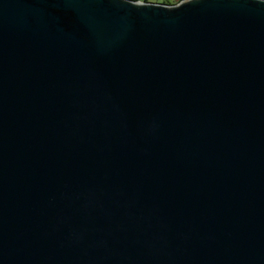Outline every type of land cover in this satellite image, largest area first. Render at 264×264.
Instances as JSON below:
<instances>
[{"label": "water", "instance_id": "1", "mask_svg": "<svg viewBox=\"0 0 264 264\" xmlns=\"http://www.w3.org/2000/svg\"><path fill=\"white\" fill-rule=\"evenodd\" d=\"M0 264H264V0H0Z\"/></svg>", "mask_w": 264, "mask_h": 264}, {"label": "trees", "instance_id": "2", "mask_svg": "<svg viewBox=\"0 0 264 264\" xmlns=\"http://www.w3.org/2000/svg\"><path fill=\"white\" fill-rule=\"evenodd\" d=\"M132 1H143V2H151L150 0H132ZM158 2L154 3H162L166 5H176L184 0H157Z\"/></svg>", "mask_w": 264, "mask_h": 264}, {"label": "rangeland", "instance_id": "3", "mask_svg": "<svg viewBox=\"0 0 264 264\" xmlns=\"http://www.w3.org/2000/svg\"><path fill=\"white\" fill-rule=\"evenodd\" d=\"M151 2H158L157 0H150Z\"/></svg>", "mask_w": 264, "mask_h": 264}]
</instances>
